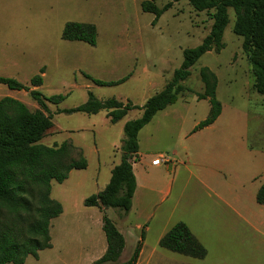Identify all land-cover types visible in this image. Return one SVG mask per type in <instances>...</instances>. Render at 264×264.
<instances>
[{"label":"rangeland","instance_id":"obj_1","mask_svg":"<svg viewBox=\"0 0 264 264\" xmlns=\"http://www.w3.org/2000/svg\"><path fill=\"white\" fill-rule=\"evenodd\" d=\"M149 1L0 0V77L29 86L43 69L40 92L65 100L48 105L55 114L54 127L40 145L59 148L68 143L71 149L61 164L81 155L88 161L86 170L72 171L65 183H51V197L61 203L63 214L51 222L52 248L25 264L95 263L107 249L104 215L127 238L114 264L129 260L142 231L145 264H264V205L257 202L264 181V96L254 90L249 53L243 50V38L234 33L232 9L224 49L204 55L181 84L177 104L159 113L139 134L142 157L134 168L137 174H146L149 189L133 201L129 213L85 206L86 199L109 184L112 169L121 162L124 126L142 112L131 111L117 124L106 112L91 116L56 112L84 105L89 93L101 101H130L143 107L172 80L184 50L201 45L213 26L215 11L197 12L187 0L155 2L159 10L168 5L170 9L153 25L155 15L142 10ZM71 23L94 25L96 46L63 40V30ZM204 68L218 78L223 113L214 125L194 132L211 109L208 100L199 99L204 94L200 76ZM87 77L106 83L129 78L119 85L98 86ZM6 97L31 112L40 109L27 92L0 85V101ZM155 159L169 163L149 170L146 165ZM167 188L171 194L163 202L161 194ZM0 213L8 218L1 207ZM179 222L202 239L206 259L159 246L161 235Z\"/></svg>","mask_w":264,"mask_h":264},{"label":"trees","instance_id":"obj_2","mask_svg":"<svg viewBox=\"0 0 264 264\" xmlns=\"http://www.w3.org/2000/svg\"><path fill=\"white\" fill-rule=\"evenodd\" d=\"M151 0L143 4L144 13L155 15L153 25L170 9V5L159 10ZM197 12L215 11L212 15L213 26L210 34L201 45L183 52V63L173 74L172 80L164 89L148 99L143 107L135 106L116 99L101 101L89 93V100L74 109L57 111L61 113L98 115L106 112L112 124L122 121L129 112L140 110V118L125 124L121 151L122 158L112 171L107 187L85 200L88 208H98L102 212L117 209L129 213L137 189L134 164L139 159V134L155 116L170 106L177 104L181 94V84L191 76V69L206 54L224 49L223 36L229 25V10L235 12L234 33L243 38V50L249 53V62L255 79L254 90L264 96V0H187ZM97 29L91 24L71 23L63 30L62 38L68 42H82L90 46L97 44ZM44 70L24 85L14 78L0 77V85L12 91L27 92L40 109L31 112L22 102L6 97L0 101V207L7 212L8 218L0 217V264H25L29 257L39 259V253L52 248L50 235L51 222L63 214L61 203L52 199V182L63 184L72 171L86 170L87 159L81 155L79 160L61 164L68 156V143L61 147L48 148L40 142L53 129V116L49 104L59 105L64 96L46 97L40 92L44 84ZM204 94L200 100H208L211 106L208 118L194 130H202L216 123L222 115L223 107L217 99L218 78L209 68L201 72ZM98 86L119 85L106 83L87 77ZM257 202L264 205V184L257 195ZM1 214V213H0ZM103 232L107 240V251L93 264H114L122 256L125 239L104 215ZM143 231L130 260L121 264H137ZM160 246L168 251L195 259H204L207 251L191 233L188 226L178 223L161 240Z\"/></svg>","mask_w":264,"mask_h":264},{"label":"crops","instance_id":"obj_3","mask_svg":"<svg viewBox=\"0 0 264 264\" xmlns=\"http://www.w3.org/2000/svg\"><path fill=\"white\" fill-rule=\"evenodd\" d=\"M150 99V98H149ZM148 101V100H147ZM176 105V104H175ZM174 106V105H173ZM171 107V106H170ZM169 108V107H168ZM166 110V109H165ZM164 110V111H165ZM164 111H162V112H164ZM159 113H161V112H159ZM158 113V114H159ZM223 113V112H222ZM157 114V115H158ZM157 115L155 116V118L157 117ZM221 118V116L219 117V119ZM218 121V120H217ZM216 121V122H217ZM140 143V142H139ZM139 146H140V144H139ZM263 151V150H262ZM264 152V151H263ZM262 153V152H261ZM138 156H140V157H142V155H141V153H140V149H139V155ZM186 160H187V153H186V155H185V157H184ZM141 163V162H140ZM120 164V163H119ZM118 164V165H119ZM118 165H115L114 167H116V166H118ZM181 165L183 166V167H187V162L186 161H183V163H181ZM146 167L150 170V168L152 167V168H155V169H158V168H160V167H162V165L161 166H158V167H155V166H153V165H151V166H148V165H146ZM134 168V167H133ZM168 168V170H169V166L167 167ZM114 169V168H113ZM113 169H112V171H113ZM177 171H178V169H176ZM177 171H175V174L177 173ZM134 174H135V177H136V180H137V189H136V192H135V195H134V199H133V201H135L136 199H137V197L139 196L140 198H141V196L143 195V193H144V191H147L148 189H149V187H148V185H149V181L147 180V177H146V174H144V173H140V174H137V172L135 171V168H134ZM70 177V176H69ZM257 179V178H256ZM255 179V180H256ZM175 181H176V175H175ZM66 182V181H65ZM64 182V183H65ZM264 184V181H263V183H262V185ZM262 187V186H261ZM261 187H260V189H261ZM171 194V189L170 188H167V189H165L163 192H162V194H161V196H162V201L164 202V201H166L167 200V198L169 197V195ZM139 198V199H140ZM220 201H222V200H220ZM133 207H134V202H133ZM133 207H132V210H133ZM139 208H140V206H139ZM215 209H218V207L216 206V208ZM131 210V211H132ZM136 211H138V210H136ZM142 213V212H141ZM125 217H127V216H125ZM204 221H209V218H205V219H203ZM179 223H183V222H179ZM178 224V223H177ZM176 224V225H177ZM185 224V223H184ZM251 224V223H250ZM252 225V224H251ZM253 227V226H252ZM189 228V227H188ZM139 229H142L140 226H139ZM173 229V228H172ZM172 229H170L169 231L167 230V231H165L164 233H163V235H161V237H160V239H159V246H160V242H161V240L165 237V235L168 233V232H170ZM190 229V228H189ZM253 229H255L254 227H253ZM190 231H191V229H190ZM121 233V232H120ZM142 233H143V231H142ZM142 233H141V235H142ZM144 233H145V231H144ZM191 233L196 237V239L204 246V248L206 249V251H207V247H206V245L204 244V242L202 241V239L197 235H195L192 231H191ZM121 235L124 237V239H125V245L127 246V238H126V236L125 235H123L122 233H121ZM146 235V234H145ZM145 239H146V236H145ZM145 239L142 241V249H141V253H140V256H139V259H138V262H137V264H145V259H144V257H145V255H146V251H145ZM136 241H137V244H136V247H135V250H136V248H137V246H138V244H139V242H141V238L140 239H136ZM107 247H108V245H107ZM161 247V246H160ZM162 248V247H161ZM135 250H134V252H135ZM166 250V249H165ZM106 251H107V249H106ZM134 252L132 253V255L130 256V258H129V260L131 259V257L133 256V254H134ZM106 253V252H105ZM104 256V255H103ZM102 256V257H103ZM183 256V255H182ZM208 256V251H207V255H206V257ZM101 257V258H102ZM186 257V256H185ZM206 257L204 258V259H206ZM100 258V259H101ZM189 258H191V257H189ZM193 259H195V258H193ZM204 259H202V260H204ZM98 261V260H97Z\"/></svg>","mask_w":264,"mask_h":264},{"label":"built area","instance_id":"obj_4","mask_svg":"<svg viewBox=\"0 0 264 264\" xmlns=\"http://www.w3.org/2000/svg\"><path fill=\"white\" fill-rule=\"evenodd\" d=\"M169 161L167 159L163 160V159H155L153 162H152V165L155 166V167H158V166H161L163 164H168Z\"/></svg>","mask_w":264,"mask_h":264}]
</instances>
